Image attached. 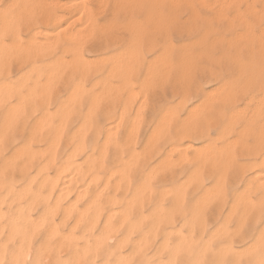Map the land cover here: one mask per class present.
<instances>
[{
	"label": "rangeland",
	"instance_id": "1",
	"mask_svg": "<svg viewBox=\"0 0 264 264\" xmlns=\"http://www.w3.org/2000/svg\"><path fill=\"white\" fill-rule=\"evenodd\" d=\"M54 1L57 3L58 0H0V21H5L3 26H8V23L10 21L14 26V21L20 20L19 22L16 21L18 30L12 28L13 26L11 23H9V25L11 24V27L8 26V28H6V26L4 27L5 29H2L3 26H0V32L1 30L3 31L0 34V50L1 48L5 49H3L4 51L1 50L0 53V90L5 89L3 93L5 92V95H8L6 97L2 93H0V199L1 197H4L2 198V201L0 200V227L2 226L1 228L3 229L2 230L0 228V264H256V262L258 264H264V236H262L264 235V183L262 185L260 183L261 178H263L264 180V2L262 0H258L257 4L255 5L257 11L254 8L255 12L247 11L246 14V9L244 10V7L246 8L247 3H251V1L243 0V2H240L239 0L240 10L242 11L240 12L242 15L240 14L241 16L239 15V17L243 18L244 15V21L239 18L237 14H235L236 9H233V7L225 4L224 0L222 2H220L221 0H204L205 2H207L206 7H209L208 9L204 6L205 3L204 5L203 3H201V0V4L199 3L201 7L199 5V7L197 6V0H127L125 1V3H123V5L118 2L119 0H79L80 2H82L80 5H86V10H88V8L90 7L89 12L91 11V14L89 13V15L91 18L89 17V19L88 16L85 15L86 10L84 14L80 12L83 17L78 18L81 6L78 10V13H76V9L78 8L74 10L75 6L73 7L69 4V7H66V4H68L71 0H59V5L60 3L64 2V4H61V7L54 6ZM65 1L69 2L65 4ZM217 1L221 4L224 2V6L221 4H217ZM230 1L231 0L227 2ZM234 1L238 2L237 0ZM158 3L160 4V6H158ZM208 3L211 6L213 5V3H215V5L211 7L210 5H208ZM38 4L40 7L37 6ZM186 4H189V7L186 6ZM216 4L221 6H217L219 11L217 7L215 8ZM27 5H29L30 7ZM62 5H65V7H62ZM114 5H119V10H116ZM111 6L113 7V9ZM124 6L126 7V9ZM34 7L36 9L35 12H38L37 14L34 12ZM52 7L54 8L52 9ZM47 8H49L50 10L48 9L46 10V12L48 11L49 13H55L59 15L61 13V16L57 15L61 20L56 26H53L54 24H50L53 27L42 22L40 24L39 21V26L41 29H39V31H41V33L42 30L43 33L47 31L45 32L47 34L44 35V38L47 36L44 41V38L42 37L43 33L42 36H40L41 33L38 34L37 32L36 37L35 34L33 36L27 33L25 24H23L25 23L23 16L26 17V15H29L31 11L30 15H35L39 18L42 15L46 14L45 9ZM3 9L6 11H4ZM67 9L72 10L73 13ZM40 11L42 13L44 11V13L40 14ZM56 11L58 13H56ZM193 11L194 15H196L197 17L193 15ZM189 12L190 14L192 13L193 16L189 15ZM197 12L198 14H196ZM212 12L214 13L211 14ZM111 13L112 15H110ZM231 14L234 16H232ZM254 14L256 16L258 15L257 19L253 17L255 16ZM62 15H66L67 17L69 15L70 17H62ZM81 15L79 16L81 17ZM2 16L5 19L2 18ZM76 16L78 19L76 18ZM231 16L236 18H232L231 20ZM194 17H196L195 20ZM224 17H226L227 20L229 19L230 22L227 20H225L226 22L223 21L222 18L225 19ZM258 17H260V21L258 20ZM74 18L79 20L80 22L75 20ZM251 18H253L252 21ZM21 19L23 21H21ZM82 19L84 20L82 21ZM90 19L92 20L89 21ZM204 19L206 20V22ZM254 19L257 20V22H254ZM7 20L10 21L8 22ZM68 20L72 22L71 26L69 24L70 21L68 22ZM74 20L75 22H77L74 23ZM86 20H88L90 24L88 23V21L86 22ZM125 20H127L128 23ZM247 20L248 22L250 20V23H248ZM122 21L125 24H122ZM234 21L235 23L236 21L238 22L236 23L237 26L236 24L233 25ZM242 21L243 23L245 22V24H242ZM134 23L135 25H133ZM225 23H227L228 25H226ZM256 23H259V25ZM246 24L251 25L249 30V26L246 27ZM0 25H2V23ZM124 25H128L127 28ZM59 27L60 30L58 29ZM62 27L65 29L68 28L67 30L64 29L65 33H63L64 30H61ZM114 27H116V29ZM13 29L14 32H17L12 33ZM5 31L8 32L6 33ZM54 31L57 34H55ZM60 31H62L65 37H62ZM208 31L209 33H207ZM71 32L75 37L68 36L71 34ZM17 33L19 36L16 37L15 35H17ZM13 34L15 39L13 37ZM48 34H50V36ZM51 34L54 38L51 36ZM254 34L256 36H254ZM28 35H30L31 37L33 36L32 39L34 41H32L35 44L37 41V37L38 41L40 38L43 40L40 39V43L37 41L39 43H37L38 45H33L32 42L30 43L31 37H29ZM242 35H245V37ZM57 36L59 37L58 39ZM80 36H83V38H81ZM51 37L53 38V41L55 39V42L52 43ZM237 37L244 38H242L241 40ZM250 37L252 38V40H250ZM27 39H30L28 42L32 45V47L28 44ZM254 39L255 42L253 41ZM13 40L14 42H19H17L16 45L13 46L11 44V42L13 43ZM47 40L50 42H48ZM246 40L248 41V43L252 41L250 43L251 45H248ZM256 40L260 41L256 42ZM4 41L6 43H4ZM77 41L79 42V44L76 43ZM232 41H234V43ZM261 41L263 42L261 43ZM18 43H20V45ZM45 43L47 44L46 46ZM50 43L51 46H48V44ZM41 44H44L43 48ZM208 45L211 46L209 47ZM37 46L38 48L41 47V50L37 49ZM12 47H14L15 49ZM7 48L8 52L6 51ZM45 48L47 49L45 50ZM247 49H249L251 52H249ZM78 50L81 51V53ZM5 52H7L8 54H6ZM3 54H5L7 58ZM257 55H260L259 58ZM255 56H257V58H255ZM82 59L85 60L83 61ZM91 59L93 60V62ZM247 61H249V64ZM30 65H33L34 68H31ZM82 65L84 67H87H83L86 70L81 67ZM127 65L129 68L127 67ZM148 65L151 67H149ZM157 68L159 69L157 70ZM50 69L52 70V72L50 71ZM247 69H249L248 71L252 72L250 73L251 76L253 75L252 77L250 76V74H248L249 72L247 71ZM53 70L55 72H53ZM146 70H148L149 73ZM47 71H50L48 75L46 73ZM126 71L127 73H125ZM81 72L83 77L81 76ZM55 73L57 75H54ZM35 74L37 75L35 76ZM181 75L184 76L182 77ZM53 76L54 78H52ZM24 77L25 79H23ZM44 80L46 81V83L48 82L47 84L49 85V87H47V84H43L45 83ZM253 80H255V82ZM252 82L254 83L252 84ZM2 83H4L3 86ZM31 83L34 85H32ZM5 84L7 85L8 89ZM75 86H77L78 89ZM72 88L78 91H74V93L73 91H71L73 90ZM31 90L33 91L31 92ZM44 90H47V93H45ZM28 91L31 92V94H29ZM100 91L102 93H100ZM70 92L71 94H69ZM133 92L134 94H136L135 96L138 99L135 96H131L134 95ZM32 93H34L33 96ZM22 94L24 95V98ZM128 96H130V99L128 98ZM208 97L210 98V101ZM92 98L94 101L92 100ZM218 100L220 101L218 102ZM231 100L234 101L232 102ZM93 102L96 103L94 104ZM228 103L230 106L228 105ZM91 104L93 106H91ZM8 105H11V107H9ZM14 105L20 108H16ZM13 107L15 108V110ZM10 109L11 111L14 110V113L10 112ZM192 109H194V111ZM16 111L18 114H16ZM45 113L48 115L47 117ZM165 113H168V115H166ZM213 116L215 117L212 118ZM42 118L45 119L42 120ZM251 119L252 121H250ZM38 121L42 122V124ZM115 123H118V126L115 125ZM40 124L42 126H40L39 128ZM57 126L60 127L57 128ZM1 127H5L6 129H3ZM107 127L110 129V131ZM197 129L200 131H198ZM239 129L242 130L240 131ZM113 132H115V134ZM199 132H201V134ZM260 133L263 136H261ZM246 137H248L249 139H247ZM234 139L235 142L233 143L232 141H234ZM56 140H58V142ZM237 140L238 142H236ZM55 141L57 142V145L54 144ZM105 142H108L106 144L107 147L105 146ZM52 144L54 146L56 145V147H54ZM185 144H188L189 146H191L192 144V146L189 149L186 148L185 150L184 146H187ZM49 145H51L52 147H50ZM75 146L76 150L73 149L74 152H72L71 150ZM175 146H178L180 148L178 149V147ZM19 147L22 151H19ZM77 147H79V149ZM174 147L177 149L175 150ZM39 148L41 149V151L38 150ZM173 148L175 150H173L174 152L172 151ZM181 148L183 149L182 151L186 152H180ZM194 148H197L198 151ZM51 150L53 151L51 152ZM98 150L103 153L101 154ZM25 151L28 153H25ZM170 151H172L173 153H171ZM21 152H24L25 154H22ZM36 152H39L41 154H37ZM116 156L118 159L115 158ZM171 161L173 163H171ZM65 163L66 166H63V164ZM23 164H25V166ZM60 164L63 167H60ZM97 164H100V166H98ZM38 165L39 167H41L42 165H44L45 167L42 166V168L39 170ZM125 166L127 170L125 169ZM250 167L252 168V170ZM59 168L61 170H59ZM63 168L64 170H62ZM117 169L120 171H118ZM37 170H39V173L35 172ZM110 170L112 174L109 173ZM241 170L243 171V173ZM59 173L63 174L59 175ZM258 173H260L261 175ZM46 175H48V178L45 177ZM236 175H243L245 182L239 185L235 184L233 178ZM68 176L69 180L67 178ZM92 176H94L93 178L96 179L91 180ZM256 176L258 178V181ZM20 177H22V179ZM44 178L46 179L44 180ZM53 178L54 181H58L59 183H55L54 181H52ZM105 178L108 179L105 180ZM71 179H73V181ZM31 180L32 182H30ZM61 181H63V183ZM52 182H54L55 186L52 184ZM246 182L248 183L246 184ZM256 183L258 186L256 185ZM22 185H24L25 188L24 186L22 187ZM110 185H112L113 188ZM49 186H51L52 189ZM61 186L65 187L62 189ZM256 187L258 188L256 189ZM65 188L67 189L66 191H64ZM97 188L100 193H97ZM102 188H105V192ZM139 188L141 191L139 190ZM208 191L210 192L209 196ZM56 193L59 195V199L61 197L60 200L58 199V195ZM76 193L78 194V196ZM93 193L94 196H92ZM245 193H247L248 195ZM81 194L83 195L81 196ZM98 194L101 195L99 196ZM74 196L77 197L74 198ZM79 196L80 198H78ZM107 196L109 198H107ZM12 198L14 199L12 200ZM15 198L17 199L16 201ZM47 198L48 201L46 200ZM10 201L11 203H7ZM69 201H72V203H70ZM89 201H91L92 203ZM31 202H33V205ZM52 202L53 205L55 204L54 206L52 205ZM126 202L129 203L127 204ZM67 203L70 204L67 205ZM126 205H128L127 208L125 207ZM241 205H243V207ZM62 206L65 207L62 208ZM68 206L71 208H69ZM83 206H85L84 209L82 208ZM79 209L84 210V212L82 211V213ZM116 209L119 212H117ZM18 210H20V213ZM50 211L52 212L49 213ZM124 211L125 214H123ZM47 212L49 214H47ZM80 212L81 214L79 215L78 213ZM106 213L111 214L112 217L111 215L109 216ZM195 215L197 216L195 217ZM76 216L79 218H77ZM90 216L93 217V221ZM105 216L108 217L105 218ZM32 217L33 221L31 220L30 222L29 220H27ZM35 217H37V220ZM60 217L61 219L63 217L64 218L59 221ZM75 219L76 221H74ZM106 219L108 222L104 221ZM22 221L23 223H21ZM77 221L81 222V224H79ZM33 222L35 223L33 224ZM90 222V226L87 225ZM63 224L64 226H62ZM14 225H16L17 227ZM113 225H115L116 227H111ZM51 226L53 229L51 228ZM48 227L50 228V230H53V232L47 231V229L49 230ZM70 227L74 229H71ZM83 227L85 228L84 230ZM26 228L28 229V231ZM81 229L82 231H80ZM177 229L179 231H177ZM8 230L12 231L8 232ZM172 230L173 232L171 233ZM45 231L47 233H45ZM27 232H30V234H28ZM51 232L52 234H50ZM4 234H7L9 236H4ZM95 235L97 236V239L94 238ZM142 235L143 237H145L143 238ZM177 235L180 237H177ZM125 236L128 238H126ZM138 237L139 241H137ZM4 239H6V241ZM117 239L120 242H118ZM143 239L145 242L143 241ZM162 239H165L164 241L166 242L164 243ZM93 240L95 242H93ZM133 242L136 244L140 242V245H133ZM17 244L21 247L19 248ZM21 249L23 250V252ZM247 249L249 251H247ZM1 250L3 253L1 252ZM18 250H20L21 252L19 251L17 252L18 254H16L15 251ZM13 252L14 255L16 254L14 258H12L13 255H11L13 254ZM124 253H126V255H131H128V257ZM118 254H122L124 258L122 256L118 257ZM9 259H11V261ZM234 260L238 261L235 262Z\"/></svg>",
	"mask_w": 264,
	"mask_h": 264
},
{
	"label": "bare ground",
	"instance_id": "2",
	"mask_svg": "<svg viewBox=\"0 0 264 264\" xmlns=\"http://www.w3.org/2000/svg\"><path fill=\"white\" fill-rule=\"evenodd\" d=\"M14 1H15V0H14ZM20 1H21V0H20ZM47 1H48V0H47ZM58 1H59V0H58ZM58 1H57V3L54 1L55 3H54L53 5H54V6H60V7H61V4H64V2L60 3V5H59ZM80 1H81V0H80ZM80 1H79V0H71L70 2H69V1H65V4L69 2L68 4H66V7L70 4V6H73V7L75 6L74 10H75L76 8H78V9H76V13H78V10H79V8H80V6H81V9H80L79 13L82 12V13L84 14V13H85V10H86V7H85L86 5H85L84 3H83V4H84L83 6L80 5V4L82 3V2H80ZM95 1H96V0H95ZM103 1H104V0H103ZM109 1H110V0H109ZM113 1H114V0H113ZM125 1H127V0H119L118 2H120V3L123 5V3H125ZM183 1H185V0H183ZM187 1H188V0H187ZM201 1H202L201 3H203V5H204V3H205L204 6L206 7V6H207V5H206L207 2H205L204 0H201ZM210 1H211V0H210ZM219 1H220V0H219ZM222 1H223V0H221L220 2H222ZM227 1H229V0H227ZM227 1L224 0L225 4H228V6L233 7V9H236V13H235V14H237L238 17H239V15L241 14L240 12H242V11L240 10L239 3H240V2H243V0H242V1L240 0V2H239V0H237L238 2H236V1H234V0H233V1L231 0L230 2H227ZM244 1H245V0H244ZM250 1H251V3H247L246 8L244 7V10L246 9V10H245V11H246V14H247V11H248V12H255V10L257 11L255 5L257 4L258 0H253V1L250 0ZM259 1H260V0H259ZM262 1L264 2V0H262ZM12 2H13V1H12ZM12 2H11V3H12ZM32 2H33V1H32ZM116 2H117V1H116ZM171 2H172V1H171ZM195 2H196V1H195ZM217 2H218V1H217ZM217 2H216V3H217ZM220 2H218L217 4H221ZM224 2H223L221 5L224 6ZM263 2H262V3H263ZM13 3H14V2H13ZM27 3H29V2H27ZM33 3H34V2H33ZM45 3H47V2H45ZM156 3H157V2H156ZM184 3H185V2H184ZM188 3H189V2H188ZM197 3H198V4H197V6H198L199 3H200V0H199V2H198V0H197ZM201 3H200V4H201ZM5 4H6V3H5ZM14 4H15V3H14ZM29 4H31V3H29ZM48 4H49V2H48ZM55 4H56V5H55ZM57 4H58V5H57ZM149 4H151V3H149ZM158 4H159V3H158ZM191 4H192V3H191ZM217 4H216L215 8H216L217 6L221 7L220 5H217ZM263 4H264V3H263ZM7 5H8V2H7ZM31 5H33V4H31ZM92 5H93V4H92ZM119 5H120V4H119ZM119 5H114V7L116 8V10H119V7H120ZM132 5H133V4H132ZM163 5H164V4H163ZM188 5H189V4H186V6H188ZM203 5H202V6H203ZM208 5H210V4L208 3ZM213 5H215V3H213ZM213 5H212V6H213ZM27 6H29V5H27ZM27 6H26V7H27ZM35 6H36V5H35ZM37 6H39V4H38ZM50 6H51V5H50ZM78 6H79V7H78ZM104 6H106V5H104ZM158 6H160V4H159ZM177 6H178V5H177ZM199 6H200V5H199ZM199 6H198V7H199ZM210 6H211V5H210ZM212 6H211V7H212ZM223 6H222V7H223ZM225 6H227V5H225ZM254 6H255V7H254ZM261 6H262V5H261ZM5 7H6V6H5ZM8 7H9V6H8ZM12 7H13V6H12ZM29 7H30V6H29ZM39 7H40V6H39ZM60 7H59V8H60ZM62 7H65V5H64V6L62 5ZM68 7H69V6H68ZM99 7H100V6H99ZM111 7H112V6H111ZM111 7H110V8H111ZM124 7H125V6H124ZM124 7H123V9H124ZM129 7H130V6H129ZM132 7H133V6H132ZM151 7H152V6H151ZM188 7H189V6H188ZM200 7H201V6H200ZM263 7H264V5H263ZM10 8H11V7H10ZM44 8H45V7H44ZM53 8H54V7H52V9H53ZM55 8H56V7H55ZM89 8H90V7H89ZM89 8H88V10H86V13H85V15L88 16V19H89V17H90L89 13L91 12V11L89 12V10H90ZM94 8H95V6H94ZM115 8H114V9H115ZM192 8H193V6H192ZM203 8H204V7H203ZM206 8L208 9L209 7H206ZM254 8H255V10H254ZM48 9H49V8L45 9V13H46V14L42 15V16L39 17V18L36 17L35 15H30V14H31V11H30L29 15H26V17L22 15L23 13L21 14V15L23 16V19L25 20V23H23V24H25V28L27 29V30H26V29H25V30L27 31V33H29V34H31V35H33V36H34V34H35V37H36V35H37V32H38V34H40L41 31H39V29H40L39 21H40V24H41V22H42V23H46V25L54 24L53 26H56V25L60 22L61 19H60L59 16H61V13H60V15H59V14H55V13H49L48 11H47V12H48V13H47L46 10H48ZM61 9H63V8H61ZM64 9H66V8H64ZM97 9H98V7H97ZM112 9H113V7H112ZM112 9H111V11H112ZM125 9H126V7H125ZM155 9H156V7H155ZM155 9H154V10H155ZM194 9H195V7H194ZM210 9H212V8H210ZM217 9H218V7H217ZM223 9H224V8H223ZM223 9H222V10H223ZM233 9H232V10H233ZM260 9H261V8H260ZM263 9H264V8H263ZM3 10H4V9H3ZM24 10H26V9H24ZM35 10H36V9H35V7H34V12H35ZM49 10H50V9H49ZM67 10H69V9H67ZM121 10H122V9H121ZM192 10H193V9H192ZM213 10H214V9H213ZM213 10H212V11H213ZM4 11H6V10H4ZM18 11H19V10H18ZM27 11H28V10H27ZM38 11H39V10H38ZM41 11H42V10H41ZM41 11L39 12L40 14L42 13ZM69 11L72 12V10H69ZM87 11H88V14H87ZM107 11H108V10H107ZM130 11H131V10H130ZM137 11H138V10H137ZM146 11H147V10H146ZM174 11H175V10H174ZM196 11H197V10H196ZM209 11H210V10H209ZM218 11H219V9H218ZM260 11H261V10H260ZM1 12H2V11H1ZM10 12H11V11H10ZM19 12H20V11H19ZM22 12H23V11H22ZM32 12H33V10H32ZM71 12H69V13H71ZM109 12H110V11H109ZM231 12H232V11H231ZM35 13H36V12H35ZM35 13H34V14H35ZM37 13H38V12H37ZM37 13H36V14H37ZM43 13H44V11H43ZM43 13H42V14H43ZM56 13H58V12L56 11ZM63 13H64V12H63ZM63 13H62V14H63ZM72 13H73V12H72ZM98 13H99V12H98ZM149 13H150V12H149ZM167 13H168V12H167ZM213 13H214V12H212L211 14H213ZM216 13H217V12H216ZM218 13H220V12H218ZM257 13H258V12H257ZM10 14H12V13H10ZM24 14H25V13H24ZM27 14H28V13H27ZM90 14H91V13H90ZM152 14H153V13H152ZM155 14H156V13H155ZM196 14H198V12H197ZM203 14H204V13H203ZM233 14H234V13H233ZM255 14H256V13H255ZM255 14H254V15H255ZM262 14H263V12H262ZM1 15H3V14H1ZM17 15H19V14H17ZM57 15H59V16H57ZM79 15H81V13H80ZM79 15H78V18H82V17H83V15H81V17H80ZM110 15H112V13H111ZM134 15H135V14H134ZM137 15H138V14H137ZM145 15H146V14H145ZM147 15H148V14H147ZM175 15H176V14H175ZM189 15H192V13L190 14V12H189ZM189 15H188V16H189ZM193 15H194V11H193ZM193 15H192V16H193ZM231 15H232V14H231ZM241 15H242V14H241ZM241 15H240V16H241ZM263 15H264V14H263ZM11 16H12V15H11ZM38 16H39V15H38ZM65 16H66V15H65ZM65 16L62 15V17H65ZM73 16H74V15H73ZM87 16H86V18H87ZM92 16H93V14H92ZM94 16H95V15H94ZM148 16H149V15H148ZM158 16H159V15H158ZM164 16H165V15H164ZM192 16H191V18H192ZM194 16H196V15H194ZM203 16H204V15H203ZM210 16H211V15H210ZM210 16H208V17H210ZM216 16H217V14H216ZM216 16H215V17H216ZM228 16H229V15H228ZM228 16H227V18H228ZM232 16H234V15H232ZM232 16H231V20H232V18H236V17H232ZM235 16H236V15H235ZM257 16H258V15H257ZM257 16L255 15V16H253V17H254L255 19H257ZM260 16H261V15H260ZM24 17H25L26 19H25ZM66 17H67V16H66ZM69 17H70V16L68 15L67 18H69ZM71 17H72V16H71ZM140 17H141V16H140ZM149 17H150V16H149ZM151 17H152V16H151ZM155 17H156V16H155ZM196 17H197V16H196ZM196 17H194V20H195ZM213 17H214V16H213ZM238 17H237V18H238ZM2 18H4V17L2 16ZM15 18H16V17H15ZM20 18H21V17H20ZM76 18H77V16H76ZM78 18H77V19H78ZM90 18H91V17H90ZM93 18H94V17H93ZM93 18H92V19H93ZM124 18H125V17H124ZM161 18H162V17H161ZM224 18H225V19L222 18L223 21L227 20L226 17H224ZM239 18H241V17H239ZM259 18H260V17H258V20H259ZM4 19H5V18H4ZM63 19H64V18H63ZM74 19H75V18H74ZM77 19H75V20H77ZM92 19H90L89 21H91ZM119 19H120V18H119ZM169 19H170V18H169ZM176 19H178V18H176ZM183 19H184V18H183ZM205 19H206V18H205ZM205 19H204V20H205ZM212 19H213V18H212ZM217 19H219V18H217ZM220 19H221V18H220ZM241 19H242V20L245 19V18H244V15H243V18H241ZM252 19H253V18H251V21H252ZM255 19H254V20H255ZM261 19H262V17H261ZM263 19H264V17H263ZM58 20H59V21H58ZM64 20H65V19H64ZM75 20H74V23H76L77 21H79V20H77V21L75 22ZM83 20H84V19H82V21H83ZM109 20H110V19H109ZM140 20H141V19H140ZM147 20H148V19H147ZM151 20H152V19H151ZM156 20H157V19H156ZM209 20H210V19H209ZM214 20H215V18H214ZM214 20H213V21H214ZM233 20H235V19H233ZM2 21H3V20H2ZM7 21H8V20H7ZM9 21H10V20H9ZM9 21H8V22H9ZM13 21H14V20H13ZM13 21H12V22H13ZM16 21H18V20H16ZM16 21H14V22H15V23H14V26H15V27L13 26V24L11 23V21H10L9 23L12 24V26H13L12 28L18 30V29H17L18 27H17ZM19 21H20V20H19ZM19 21H18V22H19ZM21 21H23V20L21 19ZM65 21H66V20H65ZM65 21H64V22H65ZM69 21H70V20H68V22H69ZM82 21H81V22H82ZM87 21H88V20H86V22H87ZM89 21H88V23H89ZM123 21H124V20H123ZM123 21H122V24H125V23H123ZM125 21H127V20H125ZM130 21H131V20H130ZM135 21H136V20H135ZM201 21H203V20H201ZM216 21H217V20H216ZM227 21L230 22L229 19H228ZM244 21H245V20H244ZM259 21H260V20H259ZM259 21H258V22H259ZM0 22H1V21H0ZM4 22H5V21L1 22L2 25H0V26H3ZM18 22H17V23H18ZM61 22H62V21H61ZM70 22H71V21H70ZM70 22H69V24H70V26H71L72 22H71V23H70ZM79 22H80V21H79ZM131 22H132V21H131ZM139 22H140V21H139ZM154 22H155V21H154ZM169 22H170V21H169ZM205 22H206V20H205ZM214 22H215V21H214ZM225 22H226V21H225ZM247 22H248V20H247ZM247 22H246V23H247ZM254 22H257V20H255ZM1 23H0V24H1ZM9 23H8V26L11 27V24L9 25ZM20 23H21V22H20ZM93 23H94V22H93ZM108 23H109V22H108ZM127 23H128V21H127ZM144 23H145V21H144ZM193 23H194V22H193ZM215 23H216V22H215ZM236 23H238V22L236 21ZM236 23H235V21H234L233 25L236 24ZM241 23H242V24H245V22L243 23V21H242ZM241 23H240V24H241ZM248 23H250V20H249ZM5 24H6V23H5ZM15 24H16V25H15ZM18 24H19V23H18ZM23 24H22V25H23ZM69 24H68V26H69ZM81 24H82V23H81ZM86 24H87V23H86ZM89 24H90V23H89ZM151 24H152V23H151ZM166 24H167V23H166ZM188 24H189V23H188ZM190 24H191V22H190ZM225 24L228 25L227 23H225ZM251 24H252V23H251ZM253 24H254V23H253ZM256 24L259 25V23H256ZM43 25H45V24H43ZM74 25H75V24H74ZM74 25H73V26H74ZM97 25H98V23H97ZM118 25H119V24H118ZM131 25H132V23H131ZM133 25H135V23H134ZM226 25H224V26H226ZM229 25H230V24H229ZM246 25H247L246 27L249 26V28H248V30H249L250 27H251V25H249V24H246ZM6 26H7V25H4L2 29H5L4 27H6ZM8 26H7L6 28H8ZM50 26H52V25H50ZM53 26H52V27H53ZM60 26H61V25H60ZM66 26H67V25H66ZM83 26H84V24H83ZM83 26H82V27H83ZM99 26H100V25H99ZM115 26H116V25H115ZM120 26H121V24H120ZM124 26H125V25H124ZM127 26H128V25H127ZM127 26H125V27L127 28ZM236 26H237V24H236ZM10 27H9V29H10ZM43 27H44V26H43ZM63 27H64V26H63ZM63 27H62V29H61L62 31L65 29V28H63ZM85 27H86V26H85ZM95 27H97V26H95ZM95 27H94V28H95ZM100 27H101V26H100ZM112 27H113V26H112ZM125 27H124V28H125ZM138 27H139V26H138ZM151 27H152V26H151ZM242 27H243V26H242ZM246 27H245V28H246ZM0 28H1V27H0ZM12 28H11V29H12ZM79 28H80V27H79ZM83 28H84V27H83ZM83 28H82V29H83ZM114 28L116 29V27H114ZM119 28H120V27H119ZM124 28H123V29H124ZM140 28H141V27H140ZM154 28H155V27H154ZM181 28H182V27H181ZM230 28H231V27H230ZM245 28H244V29H245ZM252 28H253V27H252ZM260 28H261V27H260ZM14 29L12 30V33L14 32ZM43 29H44V28H43ZM53 29H54V28H53ZM55 29H56V28H55ZM58 29L60 30V27H59ZM58 29H57V30H58ZM67 29H68V28H67ZM67 29H65V30H67ZM74 29H76V28H74ZM104 29H105V28H104ZM121 29H122V27H121ZM185 29H186V28H185ZM188 29H189V28H188ZM212 29H213V28H212ZM246 29H247V28H246ZM40 30H41V29H40ZM44 30H45V29H44ZM47 30H48V28H47ZM57 30H56V31H57ZM59 30H58V31H59ZM65 30L63 31V33H65ZM90 30H91V28H90ZM97 30H99V29H97ZM108 30H109V29H108ZM112 30H113V29H112ZM148 30H149V29H148ZM152 30H153V29H152ZM171 30H172V29H171ZM248 30H247V31H248ZM21 31H22V30H21ZM62 31H60V34H62V37H63V36L65 37V35L62 33ZM116 31H117V30H116ZM141 31H142V30H141ZM146 31H147V30H146ZM251 31H252V30H251ZM1 32H3V31L1 30ZM1 32H0V34H1ZM5 32L7 33L8 31H5ZM16 32H17V31H16ZM16 32H14V33H16ZM22 32H23V31H22ZM33 32H34V33H33ZM45 32H47V31H45ZM45 32L43 33V30H42L43 36H42V33H41L40 36H42V37L44 38V35L47 34V33H45ZM51 32H53V31H51ZM85 32H88V31H85ZM89 32H90V31H89ZM97 32H98V31H97ZM132 32H133V31H132ZM154 32H156V31H154ZM157 32H158V31H157ZM221 32H222V31H221ZM248 32H249V31H248ZM12 33H11V34H12ZM18 33H19V31H18ZM18 33H17V35H15L16 37L19 36ZM24 33H25V32H24ZM49 33H50V32H49ZM54 33L57 34L55 31H54ZM54 33H53V34H54ZM69 33H70V32H69ZM77 33H78V32H77ZM134 33H135V32H134ZM151 33H152V32H151ZM186 33H187V32H186ZM200 33H201V32H200ZM207 33H209V31H208ZM25 34H26V33H25ZM177 34H178V33H177ZM183 34H184V33H183ZM262 34H263V33H262ZM20 35H21V34H20ZM48 35L50 36V34H48ZM85 35H86V33H85ZM85 35H84V36H85ZM89 35H90V33H89ZM92 35H93V34H92ZM117 35H118V34H117ZM137 35H138V34H137ZM141 35H142V34H141ZM145 35H146V34H145ZM185 35H186V34H185ZM245 35H246V33H245ZM245 35H242V36L245 37ZM252 35H253V34H252ZM259 35H260V34H259ZM11 36H12V35H11ZM28 36L31 37L30 35H28ZM33 36L31 37V40L29 39V40H30V43L32 42L33 45H36L39 41L43 40V39L40 38L41 40L39 39V41H38V37H37L36 40H37L38 42L35 40V41H36V44H35V43H33V41H34V40L32 39ZM38 36H39V35H38ZM51 36H52V34H51ZM68 36H74V34L71 32V34L68 35ZM120 36H121V34H120ZM135 36H136V35H135ZM146 36H147V35H146ZM156 36H157V35H156ZM201 36H203V35H201ZM219 36H220V35H219ZM229 36H230V35H229ZM254 36H256V35L254 34ZM4 37H5V36H4ZM13 37H14V34H13ZM13 37H12V39H13ZM46 37H47V36H46ZM46 37L44 38V41H45ZM52 37H53V36H52ZM52 37H51V38H52ZM66 37H67V36H66ZM74 37H75V36H74ZM80 37H81V36H80ZM101 37H102V36H101ZM112 37H113V36H112ZM138 37H139V36H138ZM147 37H148V36H147ZM157 37H158V36H157ZM166 37H167V36H166ZM168 37H169V36H168ZM244 37H242V38H244ZM248 37H249V36H248ZM251 37H252V36H251ZM251 37H250V38H251ZM10 38H11V37H10ZM19 38H20V37H19ZM53 38H54V37H53ZM53 38H52V43L55 42V39H54V41H53ZM55 38H56V36H55ZM58 38H59V37L57 36V39H58ZM67 38H68V37H67ZM70 38H71V37H70ZM81 38H83V36H82ZM85 38H86V37H85ZM132 38H133V37H132ZM139 38H140V37H139ZM205 38H206V37H205ZM218 38H219V37H218ZM218 38H217V39H218ZM237 38L242 40V38H239V37H237ZM250 38H249V39H250ZM252 38H253V37H252ZM252 38H251L250 40H252ZM256 38H257V37H256ZM14 39H15V37H14ZM17 39H18V38H17ZM23 39H24V37H23ZM57 39H56V41H57ZM62 39H63V38H62ZM64 39H66V38H64ZM77 39H78V38H77ZM109 39H110V38H109ZM123 39H124V38H123ZM158 39H159V38H158ZM228 39H229V37H228ZM228 39H227V41H228ZM245 39H246V38H245ZM29 40L27 39V42H28ZM32 40H33V41H32ZM50 40H51V39H50ZM125 40H126V39H125ZM136 40H137V38H136ZM147 40H148V39H147ZM150 40H151V39H150ZM214 40H215V39H214ZM221 40H222V38H221ZM233 40H234V39H233ZM247 40H248V39H247ZM247 40H246V41H247ZM2 41H3V40H2ZM10 41H11V40H10ZM10 41H8V42H10ZM21 41H22V40H21ZM23 41H24V40H23ZM47 41H48V40H47ZM67 41H68V40H67ZM93 41H94V40H93ZM109 41H110V40H109ZM116 41H117V40H116ZM118 41H119V39H118ZM152 41H153V40H152ZM227 41H226V44H227ZM237 41H238V40H237ZM253 41L255 42V39H254ZM257 41H260V40H256V42H257ZM0 42H1V40H0ZM8 42H7V43H8ZM17 42H19V41H17ZM17 42H16V41L14 42V40H13V43L11 42V44L14 46V45H16ZM48 42H50V41H48ZM72 42H73V41H72ZM103 42H104V41H103ZM132 42H134V41H132ZM139 42H140V41H139ZM143 42H144V40H143ZM220 42H222V41H220ZM220 42H219V43H220ZM223 42H224V41H223ZM232 42L234 43V41H232ZM240 42H241V41H240ZM251 42H252V41H251ZM251 42L248 43V41H247V44H248V45H251V44H250ZM262 42H263V41H261V43H262ZM2 43H3V42H2ZM4 43H6V42L4 41ZM24 43H26V42H24ZM30 43L28 42V44L32 47V45H31ZM39 43H40V42H39ZM39 43H38V44H39ZM43 43H44V42H43ZM46 43H47V42H46ZM46 43H45V46L47 45ZM76 43L79 44L78 41H77ZM118 43H119V42H118ZM147 43H148V42H147ZM171 43H172V42H171ZM0 44H1V43H0ZM18 44L20 45V43H18ZM18 44H17V45H18ZM21 44H22V43H21ZM38 44H37V45H38ZM55 44H56V43H55ZM81 44H82V43H81ZM108 44H109V43H108ZM152 44H153V42H152ZM187 44H188V43H187ZM199 44H200V43H199ZM204 44H205V43H204ZM206 44H207V43H206ZM226 44H225V46H226ZM231 44H232V43H231ZM237 44H238V43H237ZM41 45H42V48H43L44 44H41ZM49 45L51 46V43L48 44V46H49ZM115 45H116V43H115ZM216 45H217V44H216ZM238 45H240V44H238ZM243 45H244V44H243ZM255 45H257V44H255ZM261 45H262V44H261ZM0 46H1V45H0ZM22 46H23V45H22ZM75 46H77V45H75ZM150 46H151V45H150ZM166 46H167V45H166ZM177 46H178V45H177ZM187 46H188V45H187ZM208 46H209V45H208ZM210 46H211V45H210ZM210 46H209V47H210ZM234 46H235V45H234ZM240 46H241V45H240ZM240 46H239V47H240ZM2 47H3V44H2ZM15 47H16V46H15ZM18 47H20V46H18ZM26 47H27V44H26ZM55 47H56V46H55ZM82 47H83V46H82ZM86 47H87V46H86ZM137 47H138V46H137ZM179 47H180V46H179ZM237 47H238V46H237ZM244 47H245V46H244ZM246 47H247V45H246ZM9 48H10V47H9ZM12 48H14V47H12ZM33 48H34V47H33ZM126 48H127V47H126ZM132 48H133V47H132ZM140 48H141V47H140ZM202 48H203V47H202ZM205 48H206V47H205ZM256 48H258V47H256ZM260 48H261V47H260ZM263 48H264V47H263ZM3 49H4V48H1V50H3ZM14 49H15V48H14ZM31 49H32V48H31ZM37 49H40V50H41V47L38 48V46H37ZM46 49H47V48H45V50H46ZM73 49H75V48H73ZM77 49H78V48H77ZM147 49H148V48H147ZM154 49H155V48H154ZM182 49H183V48H182ZM233 49H234V48H233ZM251 49H252V48H251ZM254 49H255V47H254ZM261 49H262V48H261ZM1 50H0V53H1ZM4 50H5V49H4ZM4 50H3V51H4ZM7 50H8V48L6 49V51H7ZM16 50H17V49H16ZM18 50H19V49H18ZM28 50H29V49H28ZM28 50H27V51H28ZM43 50H44V49H43ZM69 50H70V49H69ZM243 50H245V49H243ZM247 50H248L249 52H251L249 49H247ZM259 50H260V49H259ZM263 50H264V49H263ZM38 51H39V50H38ZM67 51H68V50H67ZM76 51H77V50H76ZM78 51H79V50H78ZM124 51H125V50H124ZM226 51H227V50H226ZM232 51H233V50H232ZM255 51H256V50H255ZM255 51H254V52H255ZM7 52H8V51H7ZM7 52H5V53L8 54ZM16 52H17V51H16ZM22 52H24V51H22ZM25 52H26V51H25ZM30 52H31V51H30ZM30 52H29V53H30ZM79 52L81 53V51H79ZM126 52H127V51H126ZM147 52H148V51H147ZM167 52H168V50H167ZM205 52H206V51H205ZM252 52H253V51H252ZM17 53H18V52H17ZM158 53H159V52H158ZM243 53H244V52H243ZM243 53H242V54H243ZM10 54H11V53H10ZM32 54H33V53H32ZM71 54H72V52H71ZM78 54H79V53H78ZM130 54H132V53H130ZM130 54H129V56H130ZM133 54H134V53H133ZM207 54H208V53H207ZM237 54H239V53H237ZM246 54H247V53H246ZM250 54H252V53H250ZM3 55L6 57L5 54H3ZM3 55H2V56H3ZM13 55H14V54H13ZM26 55H27V54H26ZM33 55H34V54H33ZM76 55H77V54H76ZM126 55H127V54H126ZM134 55H135V54H134ZM134 55H131V56H134ZM203 55H204V54H203ZM260 55H261V53H260ZM260 55H259V56H260ZM0 56H1V55H0ZM27 56H28V55H27ZM44 56H45V55H44ZM61 56H62V55H61ZM106 56H107V55H106ZM212 56H213V55H212ZM215 56H216V55H215ZM257 56H258V55H257ZM257 56H255V58H257ZM259 56H258V58H259ZM15 57H16V56H15ZM81 57H82V56H81ZM81 57H79V58H81ZM111 57H112V56H111ZM116 57H117V56H116ZM120 57H121V56H120ZM140 57H141V56H140ZM206 57H207V56H206ZM209 57H210V55H209ZM239 57H240V56H239ZM247 57H248V56H247ZM249 57H250V55H249ZM6 58H7V57H6ZM97 58H98V57H97ZM99 58H100V57H99ZM131 58H132V57H131ZM184 58H185V57H184ZM188 58H189V57H188ZM232 58H233V56H232ZM237 58H238V57H237ZM0 59H1V58H0ZM53 59H54V58H53ZM100 59H101V58H100ZM157 59H158V58H157ZM56 60H57V59H56ZM58 60H59V59H58ZM60 60H61V59H60ZM69 60H70V59H69ZM82 60H83V59H82ZM84 60H85V59H84ZM84 60H83V61H84ZM91 60H92V59H91ZM104 60H105V59H104ZM124 60H125V59H124ZM130 60H131V59H130ZM146 60H147V59H146ZM158 60H159V59H158ZM163 60H164V59H163ZM215 60H216V59H215ZM232 60H233V59H232ZM237 60H238V59H237ZM248 60H249V59H248ZM250 60H252V59H250ZM256 60H257V59H256ZM263 60H264V59H263ZM64 61H65V60H64ZM98 61H99V60H98ZM134 61H135V60H134ZM149 61H150V60H149ZM178 61H179V60H178ZM191 61H192V60H191ZM230 61H231V60H230ZM235 61H236V60H235ZM260 61H261V60H260ZM4 62H5V61H4ZM31 62H32V61H31ZM55 62H56V61H55ZM70 62H71V61H70ZM73 62H74V61H73ZM92 62H93V60H92ZM109 62H110V61H109ZM131 62H132V61H131ZM239 62H240V61H239ZM247 62H248V64H249V61H247ZM251 62H252V61H251ZM1 63H2V62H1ZM50 63H51V62H50ZM58 63H60V62H58ZM82 63H83V62H82ZM85 63H87V62H85ZM89 63H90V62H89ZM215 63H216V62H215ZM241 63H242V62H241ZM241 63H240V64H241ZM3 64H4V63H3ZM27 64H28V63H27ZM117 64H118V63H117ZM225 64H226V63H225ZM246 64H247V63H246ZM250 64H252V63H250ZM263 64H264V63H263ZM62 65H63V64H62ZM68 65H69V64H68ZM101 65H102V64H101ZM120 65H121V64H120ZM176 65H177V64H176ZM231 65H232V64H231ZM237 65H238V64H237ZM30 66H31V65H30ZM46 66H47V65H46ZM70 66H71V65H70ZM74 66H75V65H74ZM77 66H78V65H77ZM112 66H113V65H112ZM148 66H149V65H148ZM167 66H168V65H167ZM167 66H166V67H167ZM248 66H250V65H248ZM32 67L34 68L33 65L31 66V68H32ZM59 67H60V66H59ZM81 67L83 68L84 66L82 65ZM95 67H96V65H95ZM127 67H128V65H127ZM149 67H151V66H149ZM182 67H183V66H182ZM182 67H180V68H182ZM240 67H241V65H240ZM244 67H245V66H244ZM244 67H243V68H244ZM28 68H29V67H28ZM43 68H44V67H43ZM60 68H61V67H60ZM62 68H63V67H62ZM82 68H81V69H82ZM84 68H87V67H84ZM84 68H83V69H84ZM113 68H114V67H113ZM116 68H117V67H116ZM128 68H129V67H128ZM221 68H222V66H221ZM231 68H232V67H231ZM234 68H235V67H234ZM234 68H233V69H234ZM238 68H239V67H238ZM256 68H257V67H256ZM65 69H66V68H65ZM111 69H112V68H111ZM111 69H110V70H111ZM126 69H127V68H126ZM147 69H148V68H147ZM158 69H159V68H157V70H158ZM162 69H163V68H162ZM187 69H189V68H187ZM27 70H28V69H27ZM57 70H59V69H57ZM60 70H61V69H60ZM84 70H86V69H84ZM116 70H117V69H116ZM248 70H249V69H247V71H248ZM255 70H256V69H255ZM259 70H260V68H259ZM13 71H14V70H13ZM33 71H34V70H33ZM50 71L52 72L51 69H50ZM50 71H47V72H46L47 75H48V73H49ZM79 71H80V70H79ZM112 71H113V70H112ZM146 71H148V70H146ZM160 71H161V70H160ZM189 71H190V70H189ZM236 71H238V70H236ZM244 71H245V70H244ZM251 71H252V70H251ZM253 71H254V70H253ZM27 72H28V71H27ZM36 72H37V71H36ZM53 72H55V71L53 70ZM84 72H85V71H84ZM99 72H100V71H99ZM130 72H131V71H130ZM248 72H249L248 74L252 73V72H250V71H248ZM262 72H263V71H262ZM56 73H57V72H56ZM56 73H55L54 75H57ZM97 73H98V71H97ZM105 73H106V72H105ZM125 73H127V71H126ZM148 73H149V71H148ZM160 73H161V72H160ZM253 73H254V72H253ZM58 74H59V73H58ZM157 74H158V73H157ZM237 74H238V72H237ZM25 75H26V74H25ZM36 75H37V74H35V76H36ZM49 75H50V74H49ZM52 75H53V74H52ZM52 75H51V76H52ZM108 75H109V74H108ZM111 75H112V74H111ZM113 75H114V74H113ZM161 75H162V74H161ZM38 76H39V75H38ZM81 76H82V72H81ZM104 76H105V75H104ZM181 76H182V75H181ZM183 76H184V75H183ZM183 76H182V77H183ZM236 76H237V75H236ZM244 76H245V75H244ZM246 76H247V75H246ZM250 76H251V74H250ZM252 76H253V75H252ZM252 76H251V77H252ZM47 77H48V76H47ZM82 77H83V76H82ZM111 77H112V76H111ZM154 77H155V76H154ZM210 77H211V76H210ZM238 77H239V76H238ZM242 77H243V76H242ZM255 77H257V76H255ZM258 77H259V75H258ZM3 78H4V77H3ZM16 78H17V77H16ZM19 78H20V77H19ZM52 78H54V76H53ZM159 78H161V77H159ZM190 78H191V77H190ZM263 78H264V77H263ZM23 79H25V77H24ZM125 79H126V78H125ZM143 79H144V78H143ZM180 79H181V78H180ZM235 79H236V77H235ZM235 79H234V80H235ZM36 80H38V79H36ZM47 80H48V79H47ZM51 80H52V79H51ZM97 80H98V79H97ZM119 80H120V79H119ZM248 80H249V79H248ZM11 81H12V80H11ZM13 81H14V80H13ZM44 81H45V80H44ZM99 81H100V80H99ZM122 81H123V80H122ZM146 81H147V80H146ZM186 81H187V80H186ZM253 81L255 82V80H253ZM5 82H7V81H5ZM5 82H4V83H5ZM39 82H40V81H39ZM52 82H53V81H52ZM104 82H105V81H104ZM140 82H141V81H140ZM142 82H143V81H142ZM159 82H160V81H159ZM182 82H183V81H182ZM247 82H248V81H247ZM254 82H252V84H253ZM4 83H2V86L4 85ZM8 83H9V82H8ZM22 83H23V82H22ZM24 83H26V82H24ZM42 83H43V82H42ZM47 83H48V82H47ZM47 83H46V81H45V83H43V84L45 85V84H47ZM50 83H51V82H50ZM78 83H79V81H78ZM107 83H108V82H107ZM107 83H106V84H107ZM118 83H119V82H118ZM185 83H186V82H185ZM262 83H263V82H262ZM10 84H11V82H10ZM31 84H32V83H31ZM37 84H38V83H37ZM93 84H94V83H93ZM123 84H124V83H123ZM5 85H6V84H5ZM8 85H9V84H8ZM22 85H23V84H22ZM24 85H25V84H24ZM32 85H34V84H32ZM32 85H31V86H32ZM44 85H43V86H44ZM47 85H48V84H47ZM47 85H46V86H47ZM95 85H96V84H95ZM148 85H149V84H148ZM150 85H151V84H150ZM225 85H226V83H225ZM247 85H248V84H247ZM14 86H15V85H14ZM17 86H18V85H17ZM20 86H21V85H20ZM26 86H27V85H26ZM28 86H29V85H28ZM35 86H36V85H35ZM72 86H73V85H72ZM78 86H79V85H78ZM107 86H108V85H107ZM139 86H140V84H139ZM145 86H146V85H145ZM154 86H155V85H154ZM154 86H153V87H154ZM156 86H157V85H156ZM229 86H230V85H229ZM252 86H253V85H252ZM6 87H7V85H6ZM9 87H11V86H9ZM18 87H19V86H18ZM40 87H41V86H40ZM47 87H49V85H48ZM53 87H54V86H53ZM75 87L77 88V86H75ZM222 87H223V86H222ZM238 87H239V86H238ZM245 87H246V86H245ZM257 87H258V86H257ZM261 87H262V85H261ZM3 88H4V87H3ZM14 88H15V87H14ZM16 88H17V87H16ZM25 88H26V87H25ZM28 88H29V87H28ZM28 88H27V89H28ZM33 88H34V87H33ZM41 88H42V87H41ZM146 88H147V87H146ZM219 88H220V87H219ZM226 88H227V87H226ZM246 88H247V87H246ZM7 89H8V87H7ZM43 89H44V87H43ZM45 89H47V88H45ZM72 89H73V88H72ZM77 89H78V88H77ZM104 89H105V88H104ZM139 89H140V88H139ZM230 89H231V88H230ZM230 89H229V90H230ZM4 90H5V89H4ZM4 90L1 89V90H0V91H1L0 93H2L4 96L7 97L8 95H5V92L3 93ZM12 90H13V88H12ZM15 90H16V89H15ZM15 90H14V91H15ZM88 90H89V89H88ZM184 90H186V89H184ZM234 90H235V89H234ZM7 91H8V90H7ZM7 91H6V92H7ZM29 91H30V90H29ZM29 91H28V92H29ZM32 91H33V90H31V92H32ZM44 91H45V90H44ZM46 91H47V90H46ZM46 91H45V93H47ZM69 91H70V90H69ZM71 91L74 92V91H78V90L73 89V90H71ZM80 91H81V90H80ZM172 91H173V90H172ZM238 91H239V89H238ZM238 91H237V92H238ZM253 91H254V90H253ZM31 92H29V94H31ZM34 92H35V91H34ZM73 92H72V94H73ZM138 92H139V91H138ZM181 92H182V91H181ZM228 92H229V91H228ZM242 92H243V91H242ZM255 92H256V91H255ZM7 93H8V92H7ZM7 93H6V94H7ZM21 93H22V92H21ZM26 93H27V92H26ZM74 93H75V92H74ZM100 93H102V92L100 91ZM105 93H106V92H105ZM128 93H129V92H128ZM184 93H185V92H184ZM192 93H194V92H192ZM196 93H197V92H196ZM210 93H212V92H210ZM226 93H227V92H226ZM2 94H1V95H2ZM11 94H12V92H11ZM19 94H20V93H19ZM69 94H71V92H70ZM80 94H81V92H80ZM94 94H95V93H94ZM96 94H97V93H96ZM112 94H113V93H112ZM133 94H134V92H133ZM138 94H139V93H138ZM138 94H137V95H138ZM22 95H23V94H22ZM22 95H20V96H22ZM27 95H28V94H27ZM33 95H34V93H32V96H33ZM36 95H37V94H36ZM99 95H100V94H99ZM117 95H118V94H117ZM129 95H130V94H129ZM135 95H136V94L131 95V96H135ZM143 95H144V94H143ZM206 95H208V94H206ZM211 95H212V94H211ZM211 95H210V97H211ZM243 95H244V94H243ZM252 95H253V94H252ZM10 96H11V95H10ZM28 96H29V95H28ZM28 96H27V97H28ZM30 96H31V95H30ZM40 96H41V95H40ZM59 96H60V94H59ZM65 96H66V95H65ZM67 96H68V95H67ZM69 96H70V95H69ZM71 96H72V95H71ZM73 96H74V94H73ZM93 96H94V95H93ZM101 96H102V95H101ZM183 96H184V95H183ZM218 96H219V95H218ZM263 96H264V93H263ZM27 97H26V99H27ZM95 97H96V96H95ZM98 97H99V96H98ZM129 97H130V96H128V98H129ZM135 97H136V96H135ZM185 97H186V96H185ZM222 97H223V95H222ZM11 98H12V97H11ZM17 98H18V97H17ZM23 98H24V95H23ZM29 98H30V97H29ZM65 98H66V97H65ZM67 98H68V97H67ZM70 98H71V97H70ZM72 98H73V97H72ZM75 98H76V97H75ZM77 98H78V97H77ZM132 98H134V97H132ZM136 98H137V97H136ZM141 98H142V97H141ZM179 98H180V97H179ZM208 98H209V97H208ZM219 98H220V97H219ZM224 98H225V97H224ZM228 98H229V97H228ZM38 99H39V98H38ZM99 99H100V98H99ZM129 99H130V98H129ZM137 99H138V98H137ZM229 99H230V98H229ZM18 100H19V99H18ZM28 100H29V99H28ZM92 100H93V98H92ZM97 100H98V99H97ZM125 100H126V99H125ZM143 100H144V99H143ZM240 100H241V99H240ZM29 101H30V100H29ZM67 101H68V100H67ZM93 101H94V100H93ZM203 101H205V100H203ZM209 101H210V98H209ZM215 101H216V100H215ZM219 101H220V100H218V102H219ZM231 101L233 102L234 100H231ZM251 101H252V100H251ZM3 102H4V101H3ZM76 102H77V101H76ZM99 102H100V101H99ZM104 102H105V101H104ZM126 102H127V101H126ZM128 102H129V101H128ZM223 102H224V101H223ZM16 103H17V101H16ZM16 103H15V104H16ZM67 103H68V102H67ZM77 103H78V102H77ZM93 103H94V102H93ZM95 103H96V102H95ZM95 103H94V104H95ZM201 103H202V101H201ZM207 103H208V102H207ZM224 103H225V102H224ZM230 103H231V102H230ZM246 103H247V102H246ZM1 104H2V103H1ZM18 104H19V103H18ZM18 104H17V105H18ZM70 104H71V103H70ZM126 104H127V103H126ZM141 104H142V103H141ZM214 104H215V103H214ZM247 104H248V103H247ZM26 105H27V104H26ZM62 105H63V104H62ZM89 105H90V104H89ZM116 105H117V104H116ZM181 105H182V104H181ZM181 105H180V106H181ZM228 105H229V103H228ZM257 105H258V104H257ZM8 106H9V105H8ZM14 106L16 107V105H14ZM40 106H41V105H40ZM75 106H76V105H75ZM91 106H93V105L91 104ZM202 106H203V105H202ZM229 106H230V105H229ZM232 106H233V105H232ZM9 107H11V105H10ZM17 107H18V106H17ZM17 107H16V108H17ZM20 107H21V104H20ZM20 107H18V108H20ZM106 107H107V106H106ZM122 107H123V106H122ZM207 107H208V106H207ZM209 107H210V106H209ZM262 107H263V106H262ZM13 108H14V107H13ZM96 108H97V107H96ZM174 108H175V107H174ZM201 108H202V107H201ZM225 108H226V107H225ZM48 109H49V108H48ZM58 109H59V108H58ZM204 109H205V108H204ZM217 109H218V108H217ZM14 110H15V108H14ZM14 110H13V111H14ZM19 110H20V109H19ZM92 110H93V107H92ZM190 110H191V109H190ZM192 110L194 111V109H192ZM202 110H203V109H202ZM211 110H212V109H211ZM218 110H220V109H218ZM13 111H11V109H10V112H13ZM130 111H131V110H130ZM220 111H221V110H220ZM233 111H234V110H233ZM30 112H31V111H30ZM37 112H38V111H37ZM44 112H45V111H44ZM120 112H121V111H120ZM168 112H169V111H168ZM6 113H7V111H6ZM13 113H14V112H13ZM61 113H62V112H61ZM89 113H90V112H89ZM16 114H18L17 111H16ZM45 114H46V113H45ZM87 114H88V113H87ZM87 114H85V115H87ZM120 114H121V113H120ZM161 114H162V113H161ZM165 114H166V113H165ZM174 114H175V113H174ZM189 114H190V112H189ZM232 114H233V112H232ZM235 114H236V113H235ZM257 114H258V113H257ZM14 115H15V114H14ZM118 115H119V114H118ZM166 115H168V113H167ZM187 115H188V114H187ZM187 115H186V116H187ZM192 115H193V114H192ZM7 116H8V115H7ZM10 116H11V115H10ZM38 116H39V115H38ZM47 116H48V115L46 114V117H47ZM93 116H94V115H93ZM120 116H122V115H120ZM190 116H191V115H190ZM231 116H232V115H231ZM237 116H238V115H237ZM256 116H257V115H256ZM263 116H264V115H263ZM4 117H5V116H4ZM44 117H45V116H44ZM166 117H167V116H166ZM214 117H215V116H213L212 118H214ZM253 117H254V116H253ZM16 118H17V117H16ZM38 118H39V117H38ZM86 118H87V117H86ZM111 118H112V117H111ZM164 118H165V117H164ZM168 118H169V117H168ZM233 118H234V117H233ZM255 118H256V117H255ZM257 118H258V117H257ZM260 118H261V117H260ZM260 118H259V119H260ZM7 119H8V118H7ZM10 119H11V118H10ZM40 119H41V118H40ZM40 119H39V120H40ZM44 119H45V118H42V120H44ZM92 119H93V118H92ZM222 119H223V118H222ZM228 119H229V118H228ZM8 120H9V119H8ZM12 120H13V119H12ZM24 120H25V119H24ZM42 120H41V121H42ZM167 120H169V119H167ZM171 120H172V119H171ZM253 120H254V119H253ZM119 121H120V120H119ZM209 121H210V120H209ZM234 121H235V120H234ZM250 121H252V119H251ZM8 122H9V121H8ZM8 122H7V123H8ZM33 122H34V121H33ZM36 122H37V121H36ZM38 122H40V121H38ZM165 122H166V121H165ZM212 122H213V121H212ZM232 122H233V121H232ZM5 123H6V121H5ZM40 123L42 124V122H40ZM43 123H44V122H43ZM45 123H46V122H45ZM59 123H60V122H59ZM59 123H58V124H59ZM210 123H211V122H210ZM249 123H251V122H249ZM9 124H10V123H9ZM34 124H35V123H34ZM41 124L39 125V128H40V126H42ZM62 124H63V123H62ZM112 124H114V123H112ZM117 124H118V123H117ZM117 124L115 123V125H117ZM227 124H228V121H227ZM6 125H7V124H6ZM37 125H38V123H37ZM119 125H120V124H119ZM130 125H131V123H130ZM259 125H261V124H259ZM3 126H4V125H3ZM7 126H8V125H7ZM60 126H61V125H60ZM60 126H57V128L60 127ZM82 126H83V125H82ZM108 126H110V125H108ZM117 126H118V125H117ZM154 126H155V125H154ZM165 126H166V125H165ZM89 127H90V126H89ZM155 127H156V126H155ZM189 127H190V126H189ZM200 127H201V126H200ZM224 127H225V126H224ZM1 128H3V127H1ZM4 128H5V127H4ZM4 128H3V129H4ZM31 128H32V127H31ZM34 128H35V125H34ZM39 128H37V129H39ZM107 128H108V127H107ZM107 128H106V129H107ZM110 128H111V127H110ZM112 128H113V127H112ZM115 128H116V127H115ZM115 128H114V129H115ZM126 128H127V127H126ZM132 128H133V127H132ZM203 128H204V127H203ZM263 128H264V127H263ZM5 129H6V128H5ZM108 129H109V128H108ZM157 129H158V128H157ZM230 129H231V128H230ZM34 130H35V129H34ZM154 130H155V129H154ZM189 130H190V129H189ZM197 130H198V129H197ZM217 130H218V129H217ZM239 130H240V129H239ZM241 130H242V129H241ZM241 130H240V131H241ZM248 130H249V129H248ZM0 131H1V129H0ZM109 131H110V129H109ZM109 131H108V132H109ZM113 131H114V130H113ZM156 131H157V130H156ZM180 131H181V130H180ZM184 131H185V130H184ZM198 131H200V130H198ZM258 131H259V130H258ZM2 132H3V130H2ZM30 132H31V131H30ZM32 132H33V131H32ZM35 132H36V131H35ZM57 132H58V131H57ZM152 132H153V131H152ZM238 132H239V131H238ZM36 133H37V132H36ZM106 133H107V132H106ZM113 133L115 134V132H113ZM129 133H130V132H129ZM155 133H156V132H155ZM175 133H176V132H175ZM186 133H187V132H186ZM199 133L201 134V132H199ZM258 133H259V132H258ZM0 134H1V133H0ZM24 134H25V133H24ZM176 134H177V133H176ZM240 134H241V133H240ZM54 135H55V133H54ZM107 135H108V134H107ZM154 135H155V134H154ZM161 135H162V134H161ZM260 135H261V133H260ZM57 136H58V135H57ZM105 136H106V135H105ZM105 136H104V137H105ZM108 136H109V135H108ZM113 136H114V135H113ZM126 136H127V135H126ZM155 136H156V135H155ZM184 136H185V135H184ZM184 136H183V137H184ZM198 136H199V135H198ZM241 136H242V135H241ZM261 136H263V135H261ZM53 137H54V136H53ZM71 137H72V136H71ZM111 137H112V136H111ZM127 137H128V136H127ZM152 137H153V135H152ZM196 137H197V136H196ZM217 137H218V136H217ZM56 138H57V137H56ZM69 138H70V137H69ZM148 138H149V136H148ZM215 138H216V137H215ZM218 138H219V137H218ZM220 138H221V137H220ZM246 138L249 139L248 137H246ZM261 138H262V137H261ZM29 139H30V138H29ZM58 139H59V138H58ZM105 139H106V138H105ZM105 139H104V140H105ZM129 139H130V138H129ZM150 139H151V138H150ZM231 139H233V138H231ZM52 140H53V139H52ZM104 140H103V141H104ZM126 140H127V139H126ZM50 141H51V140H50ZM56 141L58 142V140H56ZM56 141H55L54 144L57 143ZM107 141H108V140H107ZM230 141H231V140H230ZM240 141H241V140H240ZM70 142H71V141H70ZM113 142H114V141H113ZM123 142H124V141H123ZM209 142H210V141H209ZM212 142H213V141H212ZM232 142L234 143V142H235V139H234V141H232ZM236 142H238V140H237ZM52 143H53V142H52ZM102 143H103V142H102ZM107 143H108V142H107ZM107 143L105 142V146H106ZM124 143H125V142H124ZM145 143H146V142H145ZM227 143H228V142H227ZM241 143H243V142H241ZM256 143H257V142H256ZM260 143H261V142H260ZM110 144H111V143H110ZM182 144H183V143H182ZM231 144H232V143H231ZM239 144H240V143H239ZM239 144H237V145H239ZM52 145H53V144H52ZM56 145H57V144H56ZM56 145H55V146L53 145V146L56 147ZM75 145H76V144H75ZM102 145H103V144H102ZM174 145H175V144H174ZM185 145L188 146V147H187V146H184L185 148L182 147V148H184L185 150H186V148L189 149V148L192 146V144H191V146H189L188 144H185ZM207 145H208V144H207ZM213 145H214V144H213ZM229 145H230V144H229ZM246 145H247V144H246ZM49 146L52 147L51 145H49ZM76 146H77V145H76ZM76 146H75L74 148H72V150H71L72 152H74L73 149H75ZM129 146H130V145H129ZM180 146H181V145H180ZM241 146H242V145H241ZM243 146H244V145H243ZM16 147H17V146H16ZM23 147H24V146H23ZM27 147H28V146H27ZM102 147H103V146H102ZM106 147H107V146H106ZM145 147H146V145H145ZM175 147H178V146H175ZM175 147H174V148H175ZM253 147H254V146H253ZM41 148H42V147H41ZM48 148H49V147H48ZM77 148L79 149V147H77ZM100 148H101V147H100ZM100 148H99V149H100ZM171 148H172V147H171ZM174 148L172 149V151L174 150ZM179 148H180V147H178V149H179ZM182 148L180 149V152L183 150ZM224 148H225V147H224ZM228 148H229V147H228ZM233 148H234V147H233ZM235 148H236V147H235ZM15 149H16V148H15ZM15 149H14V150H15ZM17 149H18V148H17ZM24 149H25V148H24ZM43 149H44V148H43ZM51 149H52V148H51ZM101 149H102V148H101ZM101 149H100V150H101ZM125 149H126V148H125ZM143 149H145V148H143ZM169 149H170V148H169ZM169 149H168V150H169ZM176 149H177V148H175V150H176ZM194 149H195V148H194ZM216 149H217V148H216ZM226 149H227V148H226ZM38 150L41 151L40 148H39ZM38 150H37V151H38ZM53 150H54V149H53ZM53 150H51V152H52ZM75 150H76V149H75ZM104 150H105V149H104ZM175 150H174V151H175ZM192 150H193V149H192ZM195 150H197V148H196ZM241 150H242V149H241ZM250 150H252V149H250ZM17 151H18V150H17ZM19 151H22V150L20 149V147H19ZM31 151H32V150H31ZM69 151H70V150H69ZM98 151H99V150H98ZM125 151H126V150H125ZM145 151H146V150H145ZM172 151H170V152L173 153L174 151H173V152H172ZM197 151H198V150H197ZM218 151H219V150H218ZM237 151H239V150H237ZM33 152H34V151H33ZM44 152H45V150H44ZM44 152H43V153H44ZM72 152H71V153H72ZM81 152H82V151H81ZM99 152H100V151H99ZM104 152H105V151H104ZM170 152H169V153H170ZM182 152L185 153L186 151H185V152L182 151ZM194 152H195V151H194ZM216 152H217V151H216ZM232 152H233V150H232ZM246 152H247V151H246ZM10 153H11V152H10ZM13 153H14V151H13ZM18 153H19V152H18ZM21 153H22V152H21ZM25 153H28V152L25 151ZM25 153L23 152L22 154H25ZM36 153L38 154L39 152H36ZM100 153L102 154L103 152H100ZM192 153H193V152H192ZM29 154H30V153H29ZM31 154H32V153H31ZM39 154H41V153H39ZM74 154H75V153H74ZM74 154H72V155H74ZM97 154H98V153H97ZM135 154H137V153H135ZM178 154H179V153H178ZM217 154H218V153H217ZM223 154H224V153H223ZM255 154H256V152H255ZM11 155H12V154H11ZM11 155H10V156H11ZM17 155H18V154H17ZM19 155H20V154H19ZM32 155H33V154H32ZM166 155H167V154H166ZM195 155H196V154H195ZM226 155H227V154H226ZM96 156H98V155H96ZM131 156H132V155H131ZM133 156H134V155H133ZM181 156H182V155H181ZM216 156H218V155H216ZM223 156H224V155H223ZM227 156H228V155H227ZM240 156H241V155H240ZM256 156H257V155H256ZM13 157H14V155H13ZM49 157H50V156H49ZM182 157H183V156H182ZM230 157H231V156H230ZM11 158H12V157H11ZM66 158H67V157H66ZM70 158H71V157H70ZM115 158H117V156H116ZM121 158H122V157H121ZM131 158H132V157H131ZM161 158H162V157H161ZM167 158H168V157H167ZM169 158H170V157H169ZM176 158H177V157H176ZM179 158H180V157H179ZM217 158H219V157H217ZM224 158H225V157H224ZM260 158H261V157H260ZM262 158H263V157H262ZM48 159H50V158H48ZM63 159H64V158H63ZM117 159H118V158H117ZM129 159H130V158H129ZM172 159H173V158H172ZM172 159H171V160H172ZM189 159H190V158H189ZM213 159H214V158H213ZM213 159H212V160H213ZM6 160H7V159H6ZM8 160H9V157H8ZM31 160H32V159H31ZM45 160H46V159H45ZM67 160H68V159H67ZM114 160H116V159H114ZM130 160H131V159H130ZM167 160H168V159H167ZM167 160H166V162H167ZM184 160H185V159H184ZM216 160H217V159H216ZM223 160H224V159H223ZM263 160H264V158H263ZM39 161H40V160H39ZM46 161H47V160H46ZM49 161H51V160H49ZM49 161H48V163H49ZM98 161H99V160H98ZM120 161H121V160H120ZM135 161H136V160H135ZM164 161H165V160H164ZM169 161H170V160H169ZM173 161H174V160H173ZM5 162H6V161H5ZM100 162H101V161H100ZM100 162H98V163H100ZM116 162H117V161H116ZM128 162H129V161H128ZM215 162H216V161H215ZM260 162H262V161H260ZM6 163H7V162H6ZM6 163H5V166H6ZM30 163H31V162H30ZM35 163H36V162H35ZM45 163H46V162H45ZM45 163H43V164H45ZM114 163H115V162H114ZM123 163H124V162H123ZM129 163H130V162H129ZM168 163H169V162H168ZM171 163H173V162L171 161ZM175 163H176V162H175ZM213 163H214V162H213ZM258 163H259V162H258ZM0 164H1V163H0ZM7 164H8V163H7ZM41 164H42V163H41ZM76 164H77V163H76ZM81 164H82V163H81ZM130 164H131V163H130ZM166 164H167V163H166ZM261 164H262V163H261ZM261 164H260V165H261ZM263 164H264V163H263ZM23 165L25 166V164H23ZM60 165H61V164H60ZM64 165L66 166V163L63 164V166H64ZM71 165H72V164H71ZM93 165H94V164H93ZM97 165H98V164H97ZM125 165H126V163H125ZM161 165H162V164H161ZM215 165H216V163H215ZM244 165H245V163H244ZM251 165H252V164H251ZM255 165H256V164H255ZM42 166H44V165H42ZM42 166L39 167V165H38L39 170L42 168ZM63 166L61 165L60 167H63ZM69 166H70V165H69ZM77 166H79V165H77ZM98 166H100V164H99ZM241 166H242V165H241ZM2 167H3V166H2ZM44 167H45V166H44ZM96 167H97V166H96ZM154 167H155V166H154ZM242 167H243V166H242ZM258 167H259V166H258ZM65 168H66V167H65ZM89 168H90V167H89ZM250 168H251V167H250ZM259 168H260V167H259ZM76 169H77V168H76ZM76 169H75V170H76ZM91 169H92V168H91ZM125 169H126V166H125ZM152 169H153V168H152ZM164 169H165V168H164ZM242 169H243V168H242ZM0 170H1V168H0ZM39 170H37V171H35V172H38ZM43 170H44V169H43ZM59 170H61V169L59 168ZM62 170H64V168H63ZM65 170H66V169H65ZM75 170H74V172H75ZM77 170H78V169H77ZM95 170H97V169H95ZM112 170H113V169H112ZM117 170H118V169H117ZM126 170H127V169H126ZM126 170H125V171H126ZM219 170H220V169H219ZM222 170H223V169H222ZM251 170H252V168H251ZM78 171H79V170H78ZM78 171H77V172H78ZM118 171H120V170H118ZM118 171H116V172H118ZM164 171H165V170H164ZM241 171H242V170H241ZM255 171H256V170H255ZM54 172H55V171H54ZM57 172H58V171H57ZM57 172H56V173H57ZM60 172H61V171H60ZM64 172H65V171H64ZM67 172H68V171H67ZM72 172H73V171H72ZM77 172H76V173H77ZM105 172H106V171H105ZM107 172H108V171H107ZM112 172H114V171H112ZM261 172H262V171H261ZM18 173H19V171H18ZM23 173H24V172H23ZM38 173H39V172H38ZM38 173H37V174H38ZM68 173H69V172H68ZM79 173H80V172H79ZM109 173H111V170H110ZM120 173H121V172H120ZM120 173H118V174H120ZM210 173H211V172H210ZM242 173H243V171H242ZM254 173H255V172H254ZM254 173H253V174H254ZM256 173H257V172H256ZM262 173H263V172H262ZM14 174H15V173H14ZM34 174H35V173H34ZM60 174H61V173H59V175H60ZM62 174H63V173H62ZM62 174H61V175H62ZM69 174H70V173H69ZM111 174H112V173H111ZM258 174H260V173H258ZM28 175H29V173H28ZM51 175H52V174H51ZM72 175H73V173H72ZM72 175H71V176H72ZM74 175H75V173H74ZM79 175H80V174H79ZM91 175H92V174H91ZM109 175H110V174H109ZM114 175H116V174H114ZM114 175H113V176H114ZM260 175H261V174H260ZM260 175H258V176H260ZM263 175H264V174H263ZM263 175H262V176H263ZM13 176H15V175H13ZM13 176H12V177H13ZM30 176H31V175H30ZM34 176H35V175H34ZM47 176H48V175H46L45 177H47ZM71 176H70V177H71ZM97 176H98V175H97ZM110 176H111V175H110ZM224 176H225V175H224ZM250 176H251V175H250ZM254 176H255V175H254ZM50 177H51V176H50ZM50 177H49V178H50ZM53 177H54V176H53ZM55 177H56V176H55ZM93 177H94V176L91 177V180H92V179H96V178H93ZM111 177H112V176H111ZM111 177H110V178H111ZM116 177H117V176H116ZM122 177H123V176H122ZM166 177H167V176H166ZM232 177H233V176H232ZM20 178L22 179V177H20ZM42 178H43V177H42ZM47 178H48V177H47ZM64 178H65V177H64ZM64 178H63V180H64ZM67 178H68V180H69V176H68ZM73 178H75V177H73ZM108 178H109V176H108ZM108 178H105V180L108 179ZM228 178H229V177H228ZM245 178H246V177H245ZM256 178H257V176H256ZM259 178H260V177H259ZM21 179H20V180H21ZM45 179H46V178H44V180H45ZM65 179H66V178H65ZM103 179H104V178H103ZM120 179H121V177H120ZM261 179L263 180V178H261ZM261 179H260L261 182H260V181H259V182H260L261 185H262V184L264 183V182H263L264 180L262 181ZM32 180H33V179H32ZM32 180H31L30 182H32ZM56 180H57V178H56ZM58 180H59V179H58ZM71 180L73 181V179H71ZM71 180H70V181H71ZM89 180H90V178H89ZM89 180H88V181H89ZM118 180H119V179H118ZM118 180H116V181H118ZM173 180H174V179H173ZM173 180H172V181H173ZM187 180H188V179H187ZM244 180H245V179H244V176H243V175H238V176L236 175V176H234V178H233L234 183H235V184H238V185L241 184V183H244V182H245ZM251 180H252V179H251ZM253 180H254V179H253ZM39 181H40V180H39ZM46 181H47V180H46ZM52 181H54V178H53ZM74 181H75V180H74ZM120 181H121V180H120ZM160 181H161V180H160ZM163 181H164V180H163ZM172 181H170V182H172ZM257 181H258V178H257ZM40 182H41V181H40ZM40 182H39V183H40ZM50 182H51V181H50ZM54 182L57 183L58 181H54ZM54 182H52V184L55 186ZM61 182L63 183V181H61ZM65 182H67V181H65ZM124 182H126V181H124ZM255 182H256V181H255ZM44 183H45V182H44ZM58 183H59V182H58ZM68 183H69V181H68ZM88 183H90V182H88ZM92 183H93V182H92ZM107 183H108V182H107ZM247 183H248V182H246V184H247ZM249 183H250V182H249ZM251 183H252V182H251ZM260 183H259V184H260ZM28 184H29V183H28ZM66 184H67V183H66ZM85 184H86V183H85ZM104 184H105V183H104ZM112 184H113V183H112ZM117 184H118V183H117ZM223 184H224V183H223ZM30 185H31V184H30ZM41 185H43V184H41ZM48 185H49V183H48ZM56 185H57V184H56ZM59 185H60V184H59ZM72 185H73V184H72ZM106 185H107V184H106ZM114 185H115V184H114ZM125 185H126V184H125ZM213 185H214V184H213ZM252 185H253V184H252ZM256 185H257V183H256ZM256 185H255V186H256ZM23 186H24V185H22V187H23ZM27 186H29V185H27ZM27 186H26V187H27ZM44 186H45V185H44ZM65 186H66V185H65ZM65 186H63V187L61 186L62 189H63ZM83 186H84V185H83ZM101 186H103V185H101ZM110 186H112V185H110ZM231 186H233V185H231ZM247 186H248V185H247ZM249 186H250V185H249ZM257 186H258V185H257ZM22 187H21V188H22ZM38 187H40V186H38ZM38 187H37V188H38ZM49 187L51 188V186H49ZM85 187H86V186H85ZM85 187H84V188H85ZM104 187H105V186H104ZM177 187H178V186H177ZM263 187H264V186H263ZM24 188H25V186H24ZM66 188H67V187H66ZM66 188L64 189V191L67 190ZM77 188H78V187H77ZM81 188H82V187H81ZM100 188H101V187H100ZM112 188H113V186H112ZM125 188H126V187H125ZM140 188H141V187H140ZM140 188H139V190H140ZM205 188H206V187H205ZM212 188H213V187H212ZM217 188H218V187H217ZM244 188H245V187H244ZM257 188H258V187H256V189H257ZM22 189H23V188H22ZM38 189H39V188H38ZM51 189H52V188H51ZM79 189H80V188H79ZM82 189H83V188H82ZM86 189H87V188H86ZM102 189H103V188H102ZM104 189H105V188H104ZM104 189H103V190H104ZM116 189H117V188H116ZM250 189H251V188H250ZM256 189H255V190H256ZM26 190H27V189H26ZM96 190H97V193H98V192L100 193V191H98V188H97ZM99 190H101V189H99ZM113 190H114V189H113ZM143 190H144V189H143ZM160 190H161V189H160ZM207 190H209V189H207ZM245 190H247V189H245ZM8 191H9V190H8ZM77 191H78V190H77ZM79 191H80V190H79ZM140 191H141V190H140ZM140 191H139V192H140ZM213 191H214V189H213ZM216 191H217V189H216ZM263 191H264V190H263ZM263 191H262V192H263ZM9 192H10V191H9ZM58 192H59V191H58ZM60 192H61V191H60ZM62 192H63V190H62ZM62 192H61V193H62ZM104 192H105V190H104ZM109 192H110V191H109ZM161 192H163V191H161ZM164 192H165V191H164ZM208 192H209V191H208ZM242 192H243V191H242ZM252 192H253V191H252ZM262 192H261V193H262ZM49 193H50V192H49ZM61 193H60V195H61ZM66 193H68V192H66ZM95 193H96V192H95ZM165 193H166V192H165ZM165 193H164V194H165ZM168 193H169V192H168ZM212 193H213V192H212ZM214 193H215V192H214ZM237 193H239V192H237ZM4 194H5V192H4ZM39 194H40V193H39ZM56 194H57V193H56ZM69 194H70V193H69ZM76 194H77V193H76ZM79 194H80V193H79ZM171 194H172V193H171ZM201 194H202V193H201ZM207 194H208V193H207ZM243 194H244V193H243ZM245 194H247V193H245ZM57 195H58V194H57ZM57 195H56V196H57ZM82 195H83V194H81V196H82ZM84 195H85V193H84ZM98 195L100 196L101 194H98ZM209 195H210V192H209L208 196H209ZM247 195H248V194H247ZM3 196H4V195H3ZM5 196H6V195H5ZM40 196H41V195H40ZM62 196H63V195H62ZM67 196H68V195H67ZM77 196H78V194H77ZM77 196H76V197H77ZM92 196H94V193H93ZM103 196H104V195H103ZM163 196H164V195H163ZM205 196H206V195H205ZM205 196H204V198H205ZM212 196H213V195H212ZM214 196H215V195H214ZM217 196H218V195H217ZM234 196H235V195H234ZM12 197H13V196H12ZM15 197H16V196H15ZM49 197H50V195H49ZM63 197H64V196H63ZM76 197L74 196V198H76ZM95 197H96V196H95ZM105 197H106V196H105ZM243 197H244V196H243ZM2 198H4V197H1V199H0L1 201H2ZM43 198H44V196H43ZM78 198H80V196H79ZM78 198H77V199H78ZM107 198H109V197L107 196ZM107 198H106V199H107ZM235 198H236V197H235ZM247 198H248V197H247ZM262 198H263V197H262ZM10 199H11V198H10ZM13 199H14V198H12V200H13ZM56 199H57V198H56ZM56 199H54V200H56ZM58 199H59V195H58ZM60 199H61V197H60ZM60 199H59V200H60ZM77 199H76V201H77ZM104 199H105V198H104ZM110 199H111V198H110ZM16 200H17V199L15 198V201H16ZM43 200H44V199H43ZM46 200L48 201V198H47ZM54 200H53V201H54ZM74 200H75V199H74ZM74 200H73V201H74ZM78 200H79V199H78ZM89 200H90V199H89ZM91 200H92V199H91ZM175 200H177V199H175ZM196 200H197V199H196ZM247 200H248V199H247ZM29 201H31V200H29ZM32 201H33V200H32ZM61 201H62V200H61ZM61 201H60V202H61ZM98 201H99V200H98ZM109 201H110V200H109ZM129 201H130V200H129ZM250 201H251V200H250ZM69 202H70V201H69ZM74 202H75V201H74ZM89 202H91V201H89ZM89 202H88V203H89ZM95 202H96V201H95ZM105 202H106V201H105ZM110 202H111V201H110ZM244 202H245V201H244ZM7 203H11V201H10V202H7ZM31 203H32V205H33V202H31ZM31 203H30V204H31ZM70 203H72V201H71ZM70 203H67V205L70 204ZM91 203H92V202H91ZM111 203H112V202H111ZM126 203H127V202H126ZM128 203H129V202H128ZM128 203H127V204H128ZM237 203H238V202H237ZM242 203H243V201H242ZM257 203H258V202H257ZM1 204H2V202H1ZM57 204H58V203H57ZM114 204H115V203H114ZM114 204H113V205H114ZM175 204H176V203H175ZM204 204H205V203H204ZM250 204H251V203H250ZM52 205H53V202H52ZM54 205H55V204H54ZM54 205H53V206H54ZM59 205H60V204H59ZM67 205H66V206H67ZM85 205H86V204H85ZM87 205H88V204H87ZM89 205H90V204H89ZM173 205H174V204H173ZM194 205H195V204H194ZM229 205H230V204H229ZM6 206H7V205H6ZM8 206H9V205H8ZM21 206H22V205H21ZM30 206H31V205H30ZM47 206H48V205H47ZM73 206H74V205H73ZM109 206H110V205H109ZM127 206H128V205H126L125 207L127 208ZM174 206H175V205H174ZM195 206H196V205H195ZM241 206L243 207V205H241ZM28 207H29V206H28ZM50 207H51V204H50ZM64 207H65V206H64ZM64 207L62 206V208H64ZM68 207H69V206H68ZM68 207H67V208H68ZM71 207H72V205H71ZM71 207H69V208H71ZM84 207H85V206H83L82 208L84 209ZM229 207H230V206H229ZM229 207H228V208H229ZM17 208H19V207H17ZM17 208H16V209H17ZM29 208H30V207H29ZM54 208H55V207H54ZM89 208H90V206H89ZM191 208H192V207H191ZM231 208H232V207H231ZM14 209H15V208H14ZM56 209H58V208H56ZM87 209H88V208H87ZM87 209H86V210H87ZM193 209H194V207H193ZM244 209H245V207H244ZM1 210H2V209H1ZM53 210H54V209H53ZM62 210H63V209H62ZM62 210H61V211H62ZM79 210H80L81 212H82V211L84 212V210H81V209H79ZM160 210H161V209H160ZM248 210H249V209H248ZM18 211H19V213H20V210H18ZM57 211H59V210H57ZM57 211H56V212H57ZM65 211H67V210H65ZM116 211H117V209H116ZM116 211H115V213H116ZM121 211H122V210H121ZM194 211H195V209H194ZM228 211H229V210H228ZM231 211H232V210H231ZM45 212H46V211H45ZM51 212H52V211H50L49 213H51ZM56 212H55V213H56ZM62 212H63V211H62ZM69 212H70V211H69ZM73 212H74V211H73ZM81 212L78 213V214L80 215ZM83 212H82V213H83ZM113 212H114V209H113ZM117 212H119V211H117ZM196 212H197V211H196ZM218 212H219V211H218ZM243 212H244V211H243ZM17 213H18V212H17ZM49 213L47 212V214H49ZM230 213H231V212H230ZM0 214H1V213H0ZM44 214H45V213H44ZM66 214H67V213H66ZM78 214H77V215H78ZM93 214H94V213H93ZM106 214L109 215V216L111 215V214H109V213H106ZM112 214H113V213H112ZM123 214H125V211H124ZM123 214H122V215H123ZM152 214H153V212H152ZM186 214H187V213H186ZM240 214H241V213H240ZM38 215H39V214H38ZM84 215H86V214H84ZM84 215H83V216H84ZM94 215H95V214H94ZM122 215H121V216H122ZM148 215H149V214H148ZM218 215H219V214H218ZM229 215H230V214H229ZM1 216H2V215H1ZM12 216H13V215H12ZM40 216H41V215H40ZM64 216H66V215H64ZM68 216H69V215H68ZM83 216H82V217H83ZM92 216H93V215H92ZM92 216H90L91 219L93 218ZM192 216H193V215H192ZM192 216H191V217H192ZM196 216H197V215H195V217H196ZM225 216H226V215H225ZM243 216H244V215H243ZM26 217H27V216H26ZM37 217H38V216H37ZM37 217H35L36 220H37ZM76 217H77V216H76ZM95 217H97V216H95ZM107 217H108V216H105V218H107ZM111 217H112V215H111ZM122 217H123V216H122ZM16 218H17V217H16ZM63 218H64V217H63ZM63 218H62V219H63ZM77 218H79V217H77ZM105 218H104V219H105ZM123 218H124V217H123ZM150 218H151V217H150ZM260 218H261V217H260ZM10 219H11V218H10ZM32 219H33V217H32V218H29V219H27V220H29V221L31 222ZM62 219H61V217H60V218H59V221L62 220ZM82 219H84V218H82ZM109 219H110V218H109ZM109 219H108V220H109ZM124 219H125V218H124ZM148 219H149V218H148ZM225 219H226V218H225ZM22 220H23V219H22ZM24 220H26V219H24ZM119 220H120V219H119ZM15 221H16V220H15ZM32 221H33V220H32ZM34 221H35V220H34ZM42 221H43V220H42ZM42 221H40V222H42ZM68 221H69V220H68ZM74 221H76V219H75ZM82 221H83V220H82ZM90 221H91V220H90ZM92 221H93V219H92ZM104 221H107V219L104 220ZM109 221H110V220H109ZM209 221H211V220H209ZM242 221H243V220H242ZM258 221H259V220H258ZM13 222H14V221H13ZM63 222H64V220H63ZM77 222H78V221H77ZM88 222H89V220H88ZM107 222H108V221H107ZM117 222H118V221H117ZM223 222H224V221H223ZM14 223H15V222H14ZM21 223H23V221H22ZM34 223H35V222H33V224H34ZM36 223H37V222H36ZM38 223H39V221H38ZM73 223H75V222H73ZM78 223L81 224V222H78ZM78 223H76V224H78ZM118 223H119V222H118ZM121 223H122V222H121ZM144 223H145V222H144ZM183 223H185V222H183ZM200 223H201V222H200ZM239 223H240V222H239ZM11 224H12V223H11ZM15 224H16V223H15ZM30 224H31V223H30ZM40 224H41V223H40ZM54 224H55V223H54ZM76 224H75V226H76ZM86 224H87V223H86ZM90 224H91V222H90L89 224H87V225L90 226ZM134 224H135V223H134ZM188 224H189V223H188ZM237 224H238V223H237ZM17 225H18V224H17ZM31 225H32V224H31ZM87 225H86V226H87ZM118 225H119V224H118ZM120 225H121V224H120ZM181 225H182V224H181ZM184 225H185V224H184ZM5 226H6V225H5ZM14 226H16V225H14ZM36 226H37V224H36ZM36 226H34V227H36ZM52 226H53V222H52ZM52 226H51V228H52ZM62 226H64V224H63ZM71 226H72V225H71ZM101 226H102V225H101ZM103 226H104V225H103ZM114 226H115V225H113V226H111V227H114ZM1 227H2V226H1ZM1 227H0V228H1ZM7 227H8V225H7ZM16 227H17V226H16ZM29 227H31V226H29ZM34 227H33V228H34ZM72 227H73V226H72ZM78 227H79V226H78ZM84 227H85V226H84ZM84 227H83V230L85 229ZM115 227H116V226H115ZM117 227H118V226H117ZM131 227H132V225H131ZM181 227H182V226H181ZM188 227H189V226H188ZM217 227H218V226H217ZM3 228H4V227H3ZM19 228H20V227H19ZM48 228H49V227H48ZM55 228H56V226H55ZM70 228H71V227H70ZM89 228H90V227H89ZM128 228H129V227H128ZM177 228H178V227H177ZM220 228H221V227H220ZM262 228H263V227H262ZM1 229H2V228H1ZM10 229H11V228H10ZM17 229H18V228H17ZM26 229H27V228H26ZM52 229H53V228H52ZM71 229H74V228H71ZM2 230H3V229H2ZM14 230H15V227H14ZM18 230H19V229H18ZM67 230H68V229H67ZM128 230H129V229H128ZM173 230H174V229H173ZM173 230L171 231V233L173 232ZM191 230H193V229H191ZM235 230H236V229H235ZM11 231H12V230H8V232H11ZM27 231H28V229H27ZM31 231H32V230H31ZM47 231H52V232H53V230H50V228H49V230L47 229ZM55 231H56V229H55ZM55 231H54V232H55ZM80 231H82V229H81ZM175 231H176V230H175ZM177 231H179V230L177 229ZM15 232H16V231H15ZM24 232H25V231H24ZM52 232H51L50 234H52ZM83 232H85V231H83ZM125 232H126V231H125ZM128 232H129V231H128ZM128 232H127V234H128ZM130 232H131V231H130ZM259 232H260V231H259ZM27 233H28V232H27ZM45 233H47V232L45 231ZM55 233H56V232H55ZM66 233H67V232H66ZM68 233H69V232H68ZM98 233H99V232H98ZM167 233H168V232H167ZM178 233H179V232H178ZM180 233H181V231H180ZM226 233H227V232H226ZM263 233H264V232H263ZM8 234H9V233H8ZM12 234H13V233H12ZM28 234H30V232H29ZM106 234H107V233H106ZM124 234H125V233H124ZM176 234H177V233H176ZM214 234H215V233H214ZM234 234H235V233H234ZM6 235H7V234H6ZM6 235L4 234V236H6ZM10 235H11V233H10ZM47 235H48V234H47ZM56 235H57V234H56ZM65 235H67V234H65ZM147 235H148V234H147ZM182 235H183V234H182ZM212 235H213V233H212ZM260 235H262V234H260ZM7 236H9V235H7ZM49 236H51V235H49ZM100 236H101V235H100ZM174 236H175V235H174ZM257 236H258V235H257ZM257 236H256V237H257ZM262 236H264V235H262ZM28 237H29V236H28ZM47 237H48V236H47ZM78 237H79V236H78ZM80 237H81V236H80ZM96 237H97V236L95 235L94 238L97 239ZM102 237H103V236H102ZM107 237H108V236H107ZM125 237H126V236H125ZM139 237H140V236H139ZM139 237H138V240H137V241H139ZM142 237H143V235H142ZM144 237H145V236H144ZM144 237H143V238H144ZM177 237H180V236L177 235ZM49 238H50V237H49ZM64 238H65V237H64ZM92 238H93V237H92ZM126 238H128V237H126ZM126 238H125V239H126ZM163 238H164V237H163ZM225 238H226V237H225ZM259 238H260V236H259ZM98 239H99V238H98ZM109 239H110V238H109ZM109 239H108V240H109ZM123 239H124V238H123ZM141 239H142V238H141ZM141 239H140V240H141ZM149 239H150V238H149ZM212 239H213V238H212ZM255 239H256V238H255ZM4 240L6 241V239H4ZM78 240H79V239H78ZM120 240H121V238H120ZM162 240L164 241L165 239H162ZM227 240H228V239H227ZM261 240H262V239H261ZM261 240H260V241H261ZM5 241H3V242H5ZM24 241H25V240H24ZM46 241H47V240H46ZM117 241L120 242L118 239H117ZM137 241H136V242H137ZM143 241H144V239H143ZM143 241H142V242H143ZM253 241H254V240H253ZM25 242H26V241H25ZM25 242H24V243H25ZM27 242H28V241H27ZM86 242H87V241H86ZM93 242H95V241L93 240ZM96 242H97V241H96ZM144 242H145V241H144ZM144 242H143V243H144ZM165 242H166V241H164V243H165ZM87 243H88V242H87ZM122 243H123V242H122ZM139 243H140V242H138L137 244H139ZM164 243H163V244H164ZM0 244H1V243H0ZM2 244H3V243H2ZM18 244H19V242H18ZM18 244H17V246L20 248L21 246H19ZM43 244H44V243H43ZM116 244H117V243H116ZM120 244H121V243H120ZM134 244H136V243L133 242V245H134ZM137 244H136V245H137ZM252 244H253V243H252ZM3 245H4V244H3ZM3 245H2V246H3ZM45 245H46V243H45ZM56 245H58V244H56ZM89 245H90V244H89ZM92 245H93V244H92ZM96 245H97V244H96ZM139 245H140V244H139ZM142 245H143V244H142ZM145 245H146V244H145ZM177 245H178V243H177ZM260 245H261V244H260ZM27 246H28V245H27ZM79 246H80V245H79ZM81 246H83V245H81ZM163 246H164V245H163ZM183 246H184V245H183ZM205 246H206V245H205ZM248 246H249V245H248ZM258 246H259V245H258ZM74 247H75V246H74ZM135 247H136V246H135ZM135 247H134V248H135ZM219 247H220V246H219ZM221 247H222V246H221ZM227 247H228V245H227ZM249 247H250V246H249ZM253 247H255V246H253ZM1 248H2V247H1ZM56 248H57V247H56ZM83 248H84V247H83ZM138 248H139V246H138ZM170 248H171V247H170ZM170 248H169V249H170ZM16 249H17V248H16ZM16 249H14V250H16ZM24 249H25V247H24ZM26 249H27V248H26ZM79 249H80V248H79ZM131 249H132V248H131ZM131 249H130V250H131ZM160 249H161V247H160ZM162 249H163V247H162ZM166 249H167V248H166ZM179 249H180V248H179ZM21 250H22V249H21ZM42 250H43V249H42ZM80 250H81V249H80ZM86 250H88V249H86ZM130 250H129V251H130ZM174 250H175V248H174ZM218 250H219V249H218ZM222 250H223V249H222ZM19 251H20V250L15 251V253L18 254L17 252H19ZM131 251H132V250H131ZM158 251H159V250H158ZM160 251H162V250H160ZM200 251H201V250H200ZM230 251H231V250H230ZM235 251H236V250H235ZM244 251H245V250H244ZM244 251H243V252H244ZM247 251H249V250L247 249ZM261 251H262V250H261ZM1 252H2V250H1ZM20 252H21V251H20ZM22 252H23V250H22ZM81 252H82V251H81ZM84 252H86V251H84ZM126 252H127V251H126ZM175 252H176V251H175ZM236 252H237V251H236ZM2 253H3V252H2ZM82 253H83V252H82ZM128 253H129V252H128ZM130 253H131V252H130ZM155 253H156V252H155ZM238 253H239V252H238ZM16 254L14 255V252H13V254H11V255H13L12 258H14V256H16ZM19 254H20V253H19ZM73 254H74V253H73ZM124 254L126 255V253H124ZM241 254H242V252H241ZM11 255H10V256H11ZM128 255H131V254H128ZM128 255H126V256H128ZM173 255H174V254H173ZM173 255H171V256H173ZM81 256H82V255H81ZM117 256H118V257H119V256H122V254H118ZM154 256H155V255H154ZM256 256H257V255H256ZM122 257H123V256H122ZM128 257H129V256H128ZM197 257H198V256H197ZM199 257H200V256H199ZM242 257H243V256H242ZM259 257H260V256H259ZM123 258H124V257H123ZM123 258H122V259H123ZM128 259H129V258H128ZM151 259H152V258H151ZM171 259H172V258H171ZM234 259H235V257H234ZM9 260L11 261V259H9ZM119 260H120V259H119ZM161 260H162V259H161ZM256 260H257V259H256ZM12 261H13V260H12ZM117 261H118V260H117ZM121 261H122V260H121ZM125 261H126V259H125ZM162 261H163V260H162ZM169 261H170V260H169ZM196 261H197V260H196ZM234 261H235V260H234ZM237 261H238V260H237ZM237 261H235V262H237ZM257 261H258V260H257ZM7 262H8V261H7ZM13 262H14V261H13ZM159 262H160V261H159ZM253 262H254V260H253ZM262 262H263V261H262ZM63 263H64V262H63ZM113 263H114V262H113ZM123 263H124V261H123ZM161 263H162V262H161ZM164 263H165V262H164ZM192 263H193V262H192ZM194 263H196V262H194ZM79 264H80V263H79ZM256 264H258V263L256 262ZM261 264H262V263H261Z\"/></svg>",
	"mask_w": 264,
	"mask_h": 264
}]
</instances>
